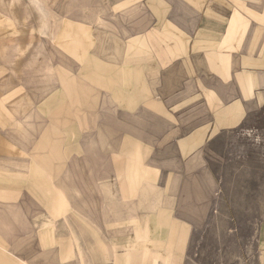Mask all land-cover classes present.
<instances>
[{
    "label": "crops",
    "instance_id": "obj_1",
    "mask_svg": "<svg viewBox=\"0 0 264 264\" xmlns=\"http://www.w3.org/2000/svg\"><path fill=\"white\" fill-rule=\"evenodd\" d=\"M261 108L264 0H0V264H179Z\"/></svg>",
    "mask_w": 264,
    "mask_h": 264
},
{
    "label": "rangeland",
    "instance_id": "obj_2",
    "mask_svg": "<svg viewBox=\"0 0 264 264\" xmlns=\"http://www.w3.org/2000/svg\"><path fill=\"white\" fill-rule=\"evenodd\" d=\"M206 159L215 179L211 215L179 264H254L264 217V108L217 139Z\"/></svg>",
    "mask_w": 264,
    "mask_h": 264
}]
</instances>
